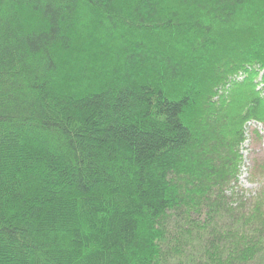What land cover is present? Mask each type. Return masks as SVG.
Returning a JSON list of instances; mask_svg holds the SVG:
<instances>
[{"label":"trees","instance_id":"obj_1","mask_svg":"<svg viewBox=\"0 0 264 264\" xmlns=\"http://www.w3.org/2000/svg\"><path fill=\"white\" fill-rule=\"evenodd\" d=\"M250 123L264 0H0V264H264Z\"/></svg>","mask_w":264,"mask_h":264},{"label":"rangeland","instance_id":"obj_2","mask_svg":"<svg viewBox=\"0 0 264 264\" xmlns=\"http://www.w3.org/2000/svg\"><path fill=\"white\" fill-rule=\"evenodd\" d=\"M240 76H233L230 80L226 81L224 84L218 87V92L219 94H222L225 89H231V84L233 80L237 79L235 82H239L238 78L244 77L242 74L244 72H240ZM244 78H242L243 80ZM258 129L260 130L262 136H263V141L257 143L256 141L253 140L254 134H252V129ZM249 130V137L247 139V143L243 146L242 152L244 154V159H243V167L241 170V175L239 179V185L245 195H251V194H256L257 191L260 189V181L255 182L252 178V168L254 167L255 164V159L258 158H264V128L262 125L255 124V123H250L248 126Z\"/></svg>","mask_w":264,"mask_h":264}]
</instances>
